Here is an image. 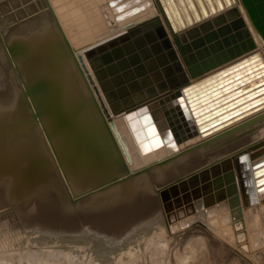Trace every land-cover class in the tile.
<instances>
[{"label": "bare ground", "instance_id": "bare-ground-1", "mask_svg": "<svg viewBox=\"0 0 264 264\" xmlns=\"http://www.w3.org/2000/svg\"><path fill=\"white\" fill-rule=\"evenodd\" d=\"M58 1L0 0V18L3 17L2 13L5 14L4 25L8 31L4 32V38L7 43L9 42L14 51L21 52L19 56H16V64L24 81L31 84L34 83L37 77L42 75L44 80L47 81L45 86H49L48 92L44 96L37 94L34 102L36 106L45 112L52 113V128H54V133L56 134V141L54 140L55 148L62 157L65 166L70 169L72 185L80 188L86 182L84 178H76V174L86 175L95 170L94 174L97 177L109 176L116 173L119 166L115 156L116 151L113 148L114 154L109 144L107 131L91 100L90 94L94 100L96 99L94 91L88 80H85L86 87L83 77H81L74 65L69 49L75 59V54L81 52V58L86 70L91 76L109 119L113 122L115 131L130 157L131 162L127 165L129 170L135 171L151 164L155 165L149 171L150 176L143 174L123 184L114 186L101 200H87L84 201L85 203L77 204L74 209L64 206L56 207L50 204H39L40 200H37L35 202L37 205L30 211L27 210L28 206L26 207L27 209L17 207L15 214L18 222L25 228L34 226L36 222L34 220L37 219L39 222L38 227L48 230L40 232L38 237L35 238L36 241L46 244H78L82 247L89 243L93 247L92 255L98 260L99 264H102L105 257H108L114 263L118 255L123 257L132 253L131 247L137 244L144 236H141L140 233L138 235L139 230H137V233H133V229L128 231L129 233L127 232L123 237H118L119 235L113 232L114 236L112 239L103 234L100 237H95L91 234L84 235L87 234L83 233L84 230L82 234L67 235L64 230L78 227V214L87 215L89 221L92 219V221L95 220V222L104 225H107L112 219H118L117 221L120 225L133 224L142 218L148 219L146 221L148 226L146 234L161 229L167 230L168 225H170L169 222L166 223L167 221L158 215L157 212L155 187H159L157 191H160V189L172 184L175 179L195 173L212 163L218 162V160H232L235 155L248 147L252 149L248 154L255 153L257 159L252 162L246 160L237 165L241 177L245 179L249 173L248 168L257 160L264 158V145L261 146L264 144V140L260 139L263 141H258L260 136L264 134V109L231 123L210 137H202L193 123L194 117L191 116V120L187 118L191 112L187 108L188 102L186 101V98L191 94L198 97L197 100H199L203 92L206 94L207 90L210 89L212 91L214 85L220 84L223 80L222 74L215 77L210 76L221 69L255 54L258 55V61L264 65V43L253 29L239 0H169L170 7L168 2L164 5L167 6L166 10L170 21L167 20L157 0H139V3L134 6L140 7L141 5H146V3L149 6L134 15L127 14L129 9L126 12L122 11L121 7L126 4H132L136 0H92V4L97 6L95 9L92 8L94 9L92 12H96L99 15L98 18L96 17V27L93 26L97 33L85 41L83 38L84 42L80 40L81 45H79L75 44L77 38L73 39L75 36L71 38L63 25L64 23L57 10ZM79 1L81 2V0ZM86 1L82 2V4H85ZM88 3L90 4L91 2ZM216 3L221 6L219 11H216ZM65 5L67 6V4ZM80 5L78 6L79 8ZM232 8H236L244 17L245 28H247L250 36L256 42L255 49L191 79L187 71V65L181 55L182 52L183 55L189 57L190 54L195 53L193 49L194 41L192 40L194 34H190L188 37L189 31L193 29L199 32L201 25L206 21L213 22L218 17H227ZM70 9H72V6ZM212 10L215 13L208 15ZM66 11L69 12V9ZM87 13L84 14V17ZM95 14H93L94 19ZM78 15L83 16L82 14ZM185 15H187L189 20L184 19ZM204 15L208 16L203 17ZM70 19L71 17L67 21H70ZM91 23L92 25L95 24L94 22ZM74 25L76 24L74 23ZM76 26L79 27L78 23ZM88 28L84 29L87 30ZM149 30H151V35L146 34ZM113 37L115 38L112 42L115 45H119L118 49L109 53L103 59H112L117 52V54L127 55L126 60L129 64L137 60L140 61V64L134 68L131 67L130 71L123 73L122 84H115L111 81L110 73L115 70L112 67L102 68L93 72L87 60V53L83 52ZM128 40H131V43L121 45ZM3 46L5 44L0 37V161H3V164L11 170L12 165L10 163L14 153H9L8 151L12 147V137H21L23 135L29 123L27 118L30 115L24 109L26 108V102L23 98L21 86L19 87L17 79L13 81L11 78L12 65ZM161 51L166 55L168 53L173 55L174 62L178 66V72L183 76V84L178 89H169L166 79L162 77V75L166 74V68L162 67V57L158 55ZM99 54L97 49L89 53L91 58L93 56L99 57ZM98 61L102 62L103 60L94 59L93 63ZM187 61H189V58H187ZM143 68L155 71L157 76L162 78V81L156 83L149 75L137 77V73L142 72ZM245 69L247 70L248 68L245 67ZM103 77H106L109 83L100 86L99 81ZM130 77H136V79L125 82V79ZM201 79L206 80L192 88L191 91L186 92V95L182 93V89L195 84ZM216 87L217 92L219 88ZM218 94L213 96L206 94L208 96L203 100L208 102V104L203 105L204 102H200L198 109L210 107L216 102L220 103L221 101L212 100ZM234 95L235 93L232 91L224 97L231 98ZM64 99L66 103L62 104L61 101ZM106 122L108 124V119H106ZM245 124L249 125L244 127L243 125ZM10 126L11 131L8 132L7 127ZM233 129L237 130L233 131ZM185 130L189 132L183 134L182 132ZM2 133H5V135H2ZM178 133L182 134L179 135ZM8 136L9 138H7ZM157 142L159 146H154ZM148 148L152 150L145 151ZM190 148L194 149L189 153L179 155L182 151ZM111 153L113 158L110 156ZM102 154L104 155L103 162L97 166L99 156ZM168 158L172 159L165 164L156 165L157 162L161 164ZM228 164L226 163L224 167H227ZM0 168L4 167L0 166ZM11 171L13 172L14 170L12 169ZM33 174H35L33 168L15 171L11 181L13 186H15L12 192L29 186L32 179L36 178L32 176ZM185 189L184 186L179 187L173 192L166 193L165 196L177 193L184 194ZM130 191H133L134 194H126ZM3 193L4 190L1 189L0 204L4 200ZM256 198L257 202L243 211V223L247 220L249 225L253 218L255 219L259 216L256 213H259L264 208V189L256 193ZM192 205L193 209L189 206V203H183L180 207L177 204L169 205L168 215L171 223H175V220H179V223L180 221L181 223L182 221L190 222L192 218L190 216L194 213H204V211H201L199 200H192ZM220 206L224 208L226 214H220L216 207L206 211L209 222H213L214 225H224V221L228 220L226 206ZM250 209L255 210V212ZM88 212L97 214L92 215ZM179 223L176 221V227L171 228H178ZM2 224V218H0V232L2 231L1 228L4 227ZM181 225H179V228ZM9 228L10 226L8 225L4 231L9 236H12V231ZM116 231L119 232V230ZM10 241L12 240L10 239L8 243Z\"/></svg>", "mask_w": 264, "mask_h": 264}, {"label": "water", "instance_id": "water-1", "mask_svg": "<svg viewBox=\"0 0 264 264\" xmlns=\"http://www.w3.org/2000/svg\"><path fill=\"white\" fill-rule=\"evenodd\" d=\"M239 1L253 29L264 43V0ZM157 2L167 20L170 21V17L166 10L167 6L164 5L167 2L169 4L170 1L157 0ZM137 3H139V0H136L132 4L124 5L121 7V10L126 12V10L129 9L127 14L134 15L149 6L147 3L146 5H141L140 7L134 6ZM168 6L170 7V4ZM220 9L221 6L216 3V11H219ZM214 13L215 12L212 10L208 15H212ZM208 15H204L203 17H207ZM240 15L241 14L236 8H232L227 17H218L217 19H214L213 22L206 21L203 25H201L199 32L193 29L189 31L188 37L190 34H194L192 40L194 41L193 49L195 53L190 54L189 57L183 55L182 52L181 55L183 57V61H185L187 65V71L191 79L201 76L217 66L228 63L231 60L241 57L255 49L256 42L252 36H250L247 28H245L244 17ZM2 16L3 17L0 18V37L4 41L5 46L3 47L7 51L12 65L11 78L13 81L14 79H17L19 87L21 86L20 88L23 90V98L26 102V108L24 109L28 111L30 116L27 118L29 123L27 124L23 135L21 137H12V147L8 152L14 153L13 159L10 163L14 171L12 172V169L10 170L3 164V161H0V166L4 167L0 168V190H4V200L0 204V218H2V225L4 226L1 230L4 231V229L9 225V230L12 231L11 234L13 236H18V238H27V240H29L37 238L40 232L48 230L38 227L39 222L37 219L34 220V222L36 221L34 226H28L27 228L23 227L22 224L18 222L15 214L17 207L25 209L28 206V209H26L30 211L37 205L35 202L40 200L38 202L39 204H50L56 207L64 206L74 209V207L81 202L87 200L98 201L103 199L105 197L104 195L110 192L114 186L123 184L124 182L142 176L143 174L150 176L149 171H151L155 164L136 169L135 171L129 170L127 165L131 162L130 157L119 135L115 131L113 122L109 119L106 109L92 82L91 76L86 70L81 58V52H77L75 54V59L73 53L69 49L76 69L80 73L81 77H83L84 82L85 80L89 81L94 91V97L97 102L87 89L93 105L98 115L101 117L103 122L102 124L107 131L109 144L111 145L112 150L114 148L116 151L115 154L113 150L119 166L118 171L109 176L97 177L94 174L95 170L86 175H78L75 173L76 178H84L86 182L84 181L85 184H82L80 188L77 186L74 187L71 183L72 175L70 169L65 166L62 157L55 148L54 142L56 141V134L54 133V128H52V113L49 114L48 112H45L40 107L36 106L34 102L37 94L44 96L48 92L49 86H45V82L47 81L44 80L43 75L37 77L36 80L34 79V83L31 84L24 81L16 64V56H19L21 52L14 51L9 42L7 43L4 38V32L8 31V29H6L4 25L5 14L2 13ZM185 16L186 17L184 19L189 20L187 15ZM177 23L179 24L178 20ZM146 34L151 35V30L147 31ZM201 35H203L202 38ZM114 38L115 37L104 40L98 45H95L96 47L93 46L83 52L87 53V60L93 72L102 68L112 67L115 70L110 73L111 81L115 84H122L123 73L130 71L131 67L134 68L136 65L140 64V61L137 60L134 63L129 64L126 60L127 55L124 56L122 54H117V52L113 55L112 59H103V57L109 55V53L115 52L118 49L117 47L119 45H115V43L112 42ZM128 43H131V40H128L121 45ZM94 49L99 51L100 58L97 56H93L91 58L89 53L93 52ZM158 55L162 57V67L166 68V74L162 75V77L166 79L169 89L173 90L180 88L183 84V76L178 72V66L174 62L175 60L173 55L170 53L166 55L162 51ZM143 58L145 59V57ZM187 58H189V61H187ZM94 59H101L103 61L93 63ZM261 65V62L258 61V55L255 54L212 74L210 77L219 76L221 74L223 76L222 82L214 85L212 88L213 90L211 91L209 89L206 93L211 94V96L219 93L216 97L212 98L213 101H221L220 103L216 102L212 104L215 106L210 105V107L198 109V104L200 102H204L205 98L208 96L204 92L201 94V99L199 100H197L198 97H195L193 94L186 98V101L188 102L187 108L191 112L187 118L191 120V116L194 117L193 123L196 125L197 131L202 137H210L231 123L264 109V68H262ZM245 67L248 69L246 70ZM146 75L151 76L153 81L155 80L154 82L156 83L162 81V78H159L152 69L147 70L146 68H143L142 72L137 73V77H144ZM135 79L136 77L126 78L125 82ZM205 80L201 79L195 84L182 89V93L186 95V92L191 91L192 88H195ZM99 82L101 86L109 83V80H107L106 77H103ZM215 87L219 88L217 92ZM232 91L235 93L233 97H224ZM61 103L65 104L66 100H62ZM205 104H208V102L203 103V105ZM106 119H108V124ZM190 124H192V122H190ZM247 125L249 124H245L243 126L245 127ZM237 129H233V131ZM7 131H11V126L7 127ZM188 132L189 131L185 130L182 133L185 134ZM182 133L178 134L181 135ZM2 135H5V133H2ZM7 138H9V136ZM263 145L264 144L261 146ZM193 149L194 148L186 149L179 155L189 153ZM251 150V148L247 147L235 155L232 160H218V162L212 163L206 168L195 173L179 177L172 181V184L164 187V189H160V191H157L159 187H155L158 215L163 217V219L167 221L166 223H168L169 205L177 204V206L180 207L183 203H189V206L193 209L192 200L197 199L200 201L201 211H204V213H206V211L210 208L224 205L231 215L232 220L243 224V211L247 210L251 205L257 202L256 193L264 189V183H262L264 182V158L257 160L248 168L249 173L245 179L241 177L240 170L237 168V165L246 160H250L252 162L257 159L255 153H252L251 155L248 154ZM110 156L113 158L112 153ZM103 157V154L99 156L97 166L101 165L104 159ZM171 159L172 158H168V160L165 159V161L161 164H158L159 162H157L156 165L165 164ZM64 160L67 161L66 158H64ZM226 163L229 164L227 167H224ZM29 168H33L35 174L32 176H35L36 178L32 179L29 186L19 188L15 192H12L15 188V186L11 183L14 172L22 169L28 170ZM215 169H219V175L217 177L213 175V170ZM209 173L210 175L208 181L202 179L203 175H207ZM183 186L186 188L184 194L177 193L165 196L166 193L173 192ZM126 194L134 193L133 191H130ZM187 195L190 199L186 198ZM177 200L181 203H178ZM88 213L92 215L97 214L94 212ZM86 218L87 215L78 214V227L64 231L67 232V235H74L75 233L82 234V231L84 230L83 233H87L84 235L91 234L95 237H100L103 234L111 237L112 239L114 233L118 234V237H123L132 229L133 233H137V230H139L138 235L140 233V235L143 236L146 234V228L148 227L146 222L148 219L143 218L137 220L133 224L125 225H120L117 221L118 219H112V221H110L107 225H104L95 222V220L92 221V219L89 221L88 218ZM116 230H119V232Z\"/></svg>", "mask_w": 264, "mask_h": 264}, {"label": "rangeland", "instance_id": "rangeland-1", "mask_svg": "<svg viewBox=\"0 0 264 264\" xmlns=\"http://www.w3.org/2000/svg\"><path fill=\"white\" fill-rule=\"evenodd\" d=\"M71 1L59 0L57 10L70 37L75 36L73 38H77L75 44L81 45V41L84 42L97 33L93 28L96 27V17L98 18L99 15L92 12L97 6L92 4V0ZM84 1H86L85 4H82ZM61 3L67 4V6ZM71 6L72 9H70ZM68 9L70 13L66 11ZM83 10L85 13L88 12L85 17ZM74 12L83 16H77ZM93 14H95V19ZM70 17V21H67ZM89 20L95 24L92 25ZM89 22L92 26H88L90 25ZM74 23L76 25L78 23L79 27ZM82 32L83 34H81ZM263 137L264 134L260 136L258 141H263ZM218 170H213L214 176L219 175ZM209 175L210 173L203 175L202 179L208 181ZM186 198H189L188 195ZM177 202L180 201L177 200ZM216 210L222 215L226 214L222 206L216 207ZM226 211L228 220L224 221V225H214L213 222H209L206 213H194L190 216L192 217L190 222L184 221L187 223L186 225L183 221L179 223V220L171 223L169 218L170 225H168L167 230L161 229L143 235L144 238L131 247L132 253L123 257L118 255L114 263L105 257L102 264H264V208L256 213L259 216L250 221V226L247 220L243 224L233 221L227 208ZM252 211L255 212V210ZM176 221L183 227L181 225L179 228L178 225L179 229H172L176 227ZM0 236V264H99L92 255L93 247L89 243L86 244L87 247L68 243L46 244L35 239L27 240V238L9 236L5 231H1ZM10 239L12 241L8 243Z\"/></svg>", "mask_w": 264, "mask_h": 264}, {"label": "snow or ice", "instance_id": "snow-or-ice-1", "mask_svg": "<svg viewBox=\"0 0 264 264\" xmlns=\"http://www.w3.org/2000/svg\"><path fill=\"white\" fill-rule=\"evenodd\" d=\"M261 67L264 68V65H261ZM154 146H159L158 142H157V144L154 145ZM150 150H152V149H151V148L145 149V151H150ZM262 183H264V182H262Z\"/></svg>", "mask_w": 264, "mask_h": 264}]
</instances>
